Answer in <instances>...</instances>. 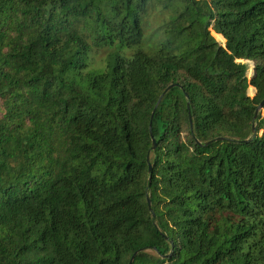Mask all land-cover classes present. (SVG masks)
I'll list each match as a JSON object with an SVG mask.
<instances>
[{
  "label": "trees",
  "instance_id": "trees-1",
  "mask_svg": "<svg viewBox=\"0 0 264 264\" xmlns=\"http://www.w3.org/2000/svg\"><path fill=\"white\" fill-rule=\"evenodd\" d=\"M263 98L264 0H0V264H264Z\"/></svg>",
  "mask_w": 264,
  "mask_h": 264
},
{
  "label": "water",
  "instance_id": "water-1",
  "mask_svg": "<svg viewBox=\"0 0 264 264\" xmlns=\"http://www.w3.org/2000/svg\"><path fill=\"white\" fill-rule=\"evenodd\" d=\"M255 76V70H254V66L252 67V76H251V78H253ZM169 88H171V86L170 87H168L166 90H165V92L167 91V90H169ZM255 90V89H254ZM164 92V93H165ZM256 92V91H255ZM163 93V94H164ZM162 94V95H163ZM162 95H161V97H162ZM254 95H255V93H254ZM161 97L159 98V100H158V102L161 100ZM158 102H157V104H158ZM157 104H156V106H157ZM156 106H155V108H154V110L156 109ZM263 108H264V98L260 101V103L258 104V106L256 107V109H255V111H254V114H253V120L255 121L256 119H257V116H258V114L259 113H261L262 111H263ZM154 110H153V112H154ZM153 114V113H152ZM152 116V115H151ZM151 127V124L149 125V128ZM252 131L254 132L255 131V125L253 124L252 125ZM250 139H246L245 140V142H247V141H249ZM208 144V143H207ZM155 148V139L152 137V149H154ZM148 172H149V174H150V172H151V166L149 165L148 166ZM150 179H151V175H149V177H148V181H149V183H150ZM147 203H148V206L150 207V200H149V198L147 197ZM171 254V252L167 255V256H169ZM132 261H133V256L131 257V259H130V261H129V264H131L132 263Z\"/></svg>",
  "mask_w": 264,
  "mask_h": 264
},
{
  "label": "rangeland",
  "instance_id": "rangeland-1",
  "mask_svg": "<svg viewBox=\"0 0 264 264\" xmlns=\"http://www.w3.org/2000/svg\"><path fill=\"white\" fill-rule=\"evenodd\" d=\"M211 34H212V36H214L213 35V32H211ZM215 37V36H214ZM216 39H217V37H215ZM221 42V41H220ZM221 44L223 45L224 44V41L223 42H221ZM95 56V55H94ZM103 57L104 56V54H100V55H97V56H95L94 57V59L97 61V60H99V58L100 57ZM250 64V67H249V69H248V71H247V76H248V78L249 79H251V75H250V72H251V70H252V67H253V63H249ZM251 88V87H250ZM249 88V89H250ZM249 89L247 90V94H248V96H250V97H253L254 96V94H249ZM255 93V92H254ZM264 113V111H262V114Z\"/></svg>",
  "mask_w": 264,
  "mask_h": 264
}]
</instances>
